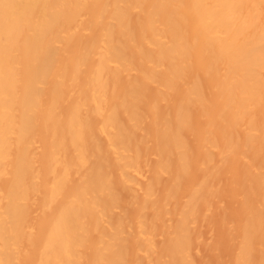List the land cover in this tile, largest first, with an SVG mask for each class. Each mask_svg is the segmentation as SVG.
Returning <instances> with one entry per match:
<instances>
[{
  "label": "bare ground",
  "instance_id": "obj_1",
  "mask_svg": "<svg viewBox=\"0 0 264 264\" xmlns=\"http://www.w3.org/2000/svg\"><path fill=\"white\" fill-rule=\"evenodd\" d=\"M0 264H264V0H0Z\"/></svg>",
  "mask_w": 264,
  "mask_h": 264
}]
</instances>
